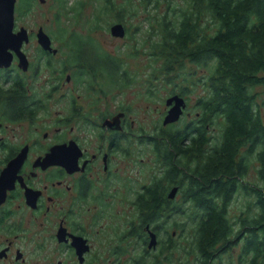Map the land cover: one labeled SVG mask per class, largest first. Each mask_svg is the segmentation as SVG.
Segmentation results:
<instances>
[{
    "label": "flooded vegetation",
    "instance_id": "1",
    "mask_svg": "<svg viewBox=\"0 0 264 264\" xmlns=\"http://www.w3.org/2000/svg\"><path fill=\"white\" fill-rule=\"evenodd\" d=\"M14 22V32L23 28ZM40 29L50 39L46 48L37 37ZM59 29H26L28 39L20 47L25 63L9 50L10 63L0 65V264H128V254L160 252L156 221L144 222L139 206L145 190L159 179L140 189L127 181V172L146 170L145 143L160 163L158 138L145 136L130 116L122 91L132 79L117 83L118 62L114 59V73L96 72L68 40L60 45ZM124 30L126 38L125 25ZM97 78L108 79L107 84ZM148 95L154 98L156 91ZM178 95L185 101L181 116L186 115L188 99ZM180 193L171 204L198 205ZM218 198L224 201L216 193L206 202L221 205ZM125 205L135 208L137 223L127 224ZM149 231L156 233L155 248L147 247ZM129 243H137L138 251H131Z\"/></svg>",
    "mask_w": 264,
    "mask_h": 264
},
{
    "label": "trees",
    "instance_id": "2",
    "mask_svg": "<svg viewBox=\"0 0 264 264\" xmlns=\"http://www.w3.org/2000/svg\"><path fill=\"white\" fill-rule=\"evenodd\" d=\"M130 1L126 6H131ZM140 1L145 7L165 3L158 59L166 80H171L169 75L177 74L185 61L196 66L209 64L210 68L205 74L206 97L199 100L203 111L197 125H185V130L176 133L159 131L154 142L165 170L163 177L145 190L140 201L143 220L156 221L155 227L161 228L159 216L173 205L168 197L173 185L186 199L198 203L192 206L199 211V216L190 225V247L198 251V264H210L215 255L234 246L240 238L243 252L250 253L247 263L264 264V129L248 92L254 84L264 86V0H184L181 5L177 0ZM21 2L18 12L29 6L31 0ZM103 7L116 16L115 6L109 0H103ZM217 115L223 117L225 127L220 143L208 150L206 124ZM246 143H250L247 153H252L256 145H263L256 157L262 186L253 189L257 214L249 216L250 220L241 218L240 227L235 229L226 220L224 206L206 199L217 193L228 201L244 176L243 155L240 160L237 154ZM172 210L177 212L180 208L172 206ZM170 228L164 229V236L159 240L162 241L158 255H168L162 251L175 247L171 242L172 231L175 237L178 233ZM139 261L136 259L135 264ZM141 264L153 263L144 259Z\"/></svg>",
    "mask_w": 264,
    "mask_h": 264
},
{
    "label": "rangeland",
    "instance_id": "3",
    "mask_svg": "<svg viewBox=\"0 0 264 264\" xmlns=\"http://www.w3.org/2000/svg\"><path fill=\"white\" fill-rule=\"evenodd\" d=\"M21 1L18 0L15 7L17 28L23 27L32 31H36L39 25L46 26V29L49 30L63 28L64 36H62L60 29L57 32V37L61 41L60 45H67L68 40L73 49L79 50L83 59L95 67L96 72L110 73L115 69L118 62L121 68V77L117 83H123L125 79H132V84L122 92L127 99L130 116L137 121L138 127H142L145 136L158 137L159 131L162 133L170 130V132L176 133L185 130L184 126H188L189 123L193 127L197 125L198 120L195 115L196 113L201 114L203 111L198 101L206 97L207 90L204 82L205 74L210 71L209 64L196 66L185 61L183 68L177 74L175 72L169 75L172 78L169 81L161 74L162 64L158 59V41L161 20L166 11L164 2H160L158 7L152 5L145 7L140 0L130 1L131 6H126L128 0H109L110 5L112 3L117 9L116 11L114 8L116 16L113 17V12L111 13L108 11L109 8L103 7V0H45L41 3L38 0H32L30 6L18 12V7L21 8ZM177 2L181 5L184 0H177ZM118 22L123 23L128 28L126 38L112 36L108 31L111 24ZM138 26L141 29H138ZM66 48L62 49L64 53ZM105 51L117 62L111 59ZM122 74L125 78L122 77ZM96 81L103 86L107 84L108 79L97 78ZM112 87H116V85L113 84ZM150 91H156V97H149L148 92ZM248 92L252 97L254 112L260 118L264 129V86L254 84ZM173 94L186 96L189 103L186 110L188 113L186 115L184 113L178 122L164 126L162 119L166 112L165 100ZM206 126V134L210 138L206 148L211 150L221 141L222 131L225 127L223 117L220 115L213 116L211 120H208ZM145 146H147L146 143L144 144L143 156V167L146 170H142V174L135 172V170L127 172V181L136 184V189L150 185L153 180L161 179L165 170L164 162L161 160L159 164L156 162V155L150 145L146 148ZM248 146L250 143L241 147L237 154L240 160V155H243L242 160L244 159L243 164L246 168L244 176L237 182L235 188L237 190L227 202L218 198L225 208L228 224L233 225L235 229L240 227L241 218L250 220L249 216L257 214L258 207L254 204V190L262 186L258 173L260 163L256 157L263 145H256L252 153L246 152ZM133 168L135 167L129 166L128 170ZM164 183L166 184L165 181ZM247 191H249L248 194ZM179 196H183L182 193ZM172 206L178 207L180 210L177 212L175 210L170 211ZM172 206L169 208L170 212L167 211L161 214V217L159 216L161 228H157L160 238L164 236L165 228L174 227L176 229L178 234H176L175 247L172 251H162L168 255L150 252L148 255L145 253L142 257L138 254H128L124 256L128 258V264H134L135 257L142 259V261L146 259L147 262L153 264L199 263L198 251H194L192 246L190 247L192 235L190 225L194 218L199 216V211L190 206L189 203L182 206L179 204ZM130 208V205H125L124 209L127 214L128 225L137 223L139 219L135 208L132 207L131 211ZM181 209L184 210V214H181L183 211ZM164 222L166 223L162 226ZM153 226L152 224L151 228ZM174 229L170 228V231ZM131 248L134 253L138 251L137 243H129V249ZM241 248L242 238L231 247L230 256L221 254V252L217 254L216 260H219V264H248L250 253L243 252V248L242 250ZM151 259L154 261L151 262ZM216 260L213 264H216Z\"/></svg>",
    "mask_w": 264,
    "mask_h": 264
},
{
    "label": "water",
    "instance_id": "4",
    "mask_svg": "<svg viewBox=\"0 0 264 264\" xmlns=\"http://www.w3.org/2000/svg\"><path fill=\"white\" fill-rule=\"evenodd\" d=\"M16 2L17 0H0V65H8L10 63L12 55L9 50L15 51L16 55L20 58V61L25 63V57L21 52L20 47L22 42L27 41L28 39L27 30L25 28H20L17 32L13 31ZM124 32V25L120 22L111 26V34L114 36L121 37ZM37 37L43 47H48L50 39L42 29L38 31ZM165 105L166 107L169 106V109L162 120V125L164 126L176 122L180 118L183 109L185 108V101L182 96L173 94L166 98ZM177 190V187H172L168 193V197L171 199L174 198ZM149 236L150 239L147 247L154 248L157 243L156 235L153 231H149Z\"/></svg>",
    "mask_w": 264,
    "mask_h": 264
}]
</instances>
